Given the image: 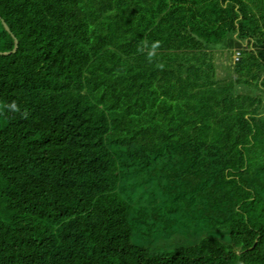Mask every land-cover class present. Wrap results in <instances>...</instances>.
I'll use <instances>...</instances> for the list:
<instances>
[{"label": "trees", "instance_id": "1", "mask_svg": "<svg viewBox=\"0 0 264 264\" xmlns=\"http://www.w3.org/2000/svg\"><path fill=\"white\" fill-rule=\"evenodd\" d=\"M15 38L0 264H264V0H0ZM150 219L194 243L135 245Z\"/></svg>", "mask_w": 264, "mask_h": 264}, {"label": "rangeland", "instance_id": "2", "mask_svg": "<svg viewBox=\"0 0 264 264\" xmlns=\"http://www.w3.org/2000/svg\"><path fill=\"white\" fill-rule=\"evenodd\" d=\"M217 55V61L219 63L218 75L222 78L227 74L225 66L232 64V60L235 59V56H232L230 59V55H227V53H217ZM120 187L121 190H123L124 195H126L131 200V204L135 208L140 207L136 203V201L139 200V197H155L157 205H159V202L161 201L159 190L157 186H154V182H152V186L149 185L146 189L140 188V192L137 193L132 192L131 189H128V182L126 180L121 181ZM140 204L142 206H146L145 203L140 202ZM159 230L158 223H155L151 219L147 220L146 223L139 225V231L135 233L132 241L135 245L146 247L150 250L158 252H170L177 245H192L194 243L186 237L181 239V241L176 242L175 236H184V234H182L178 229L173 228V226L167 228L165 232Z\"/></svg>", "mask_w": 264, "mask_h": 264}, {"label": "water", "instance_id": "3", "mask_svg": "<svg viewBox=\"0 0 264 264\" xmlns=\"http://www.w3.org/2000/svg\"><path fill=\"white\" fill-rule=\"evenodd\" d=\"M2 23H3L6 31H8L10 33V29H9L8 25L4 21H2ZM17 48H18V40H17V38H15V46H14V48L12 50H10V51H0V54H5V55L6 54H10V53L16 51Z\"/></svg>", "mask_w": 264, "mask_h": 264}, {"label": "clouds", "instance_id": "4", "mask_svg": "<svg viewBox=\"0 0 264 264\" xmlns=\"http://www.w3.org/2000/svg\"><path fill=\"white\" fill-rule=\"evenodd\" d=\"M5 107H7L8 109H10L13 112L19 111V108L17 107L15 102L11 103L10 105H6Z\"/></svg>", "mask_w": 264, "mask_h": 264}, {"label": "built area", "instance_id": "5", "mask_svg": "<svg viewBox=\"0 0 264 264\" xmlns=\"http://www.w3.org/2000/svg\"><path fill=\"white\" fill-rule=\"evenodd\" d=\"M237 56H238V54L236 55V59H238V57H237Z\"/></svg>", "mask_w": 264, "mask_h": 264}]
</instances>
